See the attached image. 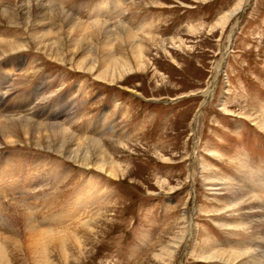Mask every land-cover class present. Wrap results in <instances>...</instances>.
<instances>
[{
	"label": "rangeland",
	"instance_id": "obj_1",
	"mask_svg": "<svg viewBox=\"0 0 264 264\" xmlns=\"http://www.w3.org/2000/svg\"><path fill=\"white\" fill-rule=\"evenodd\" d=\"M48 1L89 26L64 29L79 31L76 61L92 50L99 59L129 58L130 71L100 80L30 43L0 60V120L61 125L103 141L129 175L113 179L22 135L11 136L17 146L0 136V214L18 203L35 229L59 238L37 237L42 243L30 254L23 226L3 219L9 264H222L201 257L209 247L262 249L252 230L235 229L250 216L227 212L229 197L204 180L223 177L264 198V0ZM96 22L107 28L90 27ZM121 27L139 36L143 66L133 62L135 44ZM25 34L0 24V39ZM182 234L174 260L160 261L155 255Z\"/></svg>",
	"mask_w": 264,
	"mask_h": 264
},
{
	"label": "bare ground",
	"instance_id": "obj_2",
	"mask_svg": "<svg viewBox=\"0 0 264 264\" xmlns=\"http://www.w3.org/2000/svg\"><path fill=\"white\" fill-rule=\"evenodd\" d=\"M50 17H52L54 21V23L51 25L49 24ZM228 19L229 15L223 17L222 21L226 23ZM0 24L22 28L26 33L25 37L21 38L22 40L19 39L20 41H8L0 39V60L6 58L9 55L29 50L30 48H32L30 43H33V45L36 46L35 50H37V52L40 51L44 55L50 57L51 60L53 59V61L55 60L61 62L62 64H66L68 57H70V63H76L75 65H77L76 67L78 71L90 73H94L95 71H97L95 73H98L97 78H99L100 80L102 79L104 81H110L112 83L121 80L124 76L123 74L125 72L128 73L130 71L126 69L127 67H131V61L129 58H112V54L109 56L107 54V56H104L105 58L99 59V55L97 54L95 55V57L90 55L96 52L92 50H90L88 53L86 52V57L84 56L78 61H76L78 55L77 53L79 52V50L82 49V42L78 44V39L76 40L74 37H72L74 33L66 32L64 31V29L67 27L69 30L73 28H81L82 30L83 27L89 26L77 22L73 17L68 15L65 11H63L57 4L52 1L0 0ZM90 27L99 30H101L102 28H107L105 24L97 22L96 24ZM121 28L119 29L123 30L126 33V36L129 41L128 44H135L131 48L133 62L138 67L143 66V45L137 41V37L139 36H137V34H135L134 32L129 31L125 27L123 29ZM31 31H34V34H31ZM78 32L79 31H76L74 36H77L79 34ZM145 39L150 40L153 38L149 36ZM132 40L134 42H132ZM126 42L127 41L125 40V43ZM231 42H233V40L230 41V45H232ZM110 52V49L106 50V53L110 54ZM212 95L213 91L208 92L209 97ZM1 119L3 118L1 117ZM257 125L260 127L259 124ZM261 128L262 130H264V123L261 124V127L259 129ZM17 135H22L25 137V139L32 140L30 144L33 143V145L38 148H47V150L52 151L55 150V152L62 156H65L68 160L78 163L86 168H95L99 171L106 173L109 177H112L113 179H117L120 176H126L129 173H127L126 171L125 174L123 167L116 161L113 156L109 154L105 142L99 141L97 139H79L70 131L64 129L61 125L43 126L38 125L35 122H29L22 119H16L11 121L0 120V136L6 138L9 144H17V141L14 140L15 138L13 139L11 137ZM44 142L46 145L44 144ZM222 178L216 179L218 183H212L211 181H214L215 179L213 180L211 177H207L204 180L205 186L209 188L208 190H216L218 191V193H221L220 195H227V197H229L231 207L228 208L227 212H243L242 214H247L250 216H246L248 217V220H250L251 218V221L245 224V227L242 226L243 224H237L235 229L239 228L247 231L248 229H250V231L252 230V236L264 239V198L261 196L260 193H257L252 190L249 191L250 189H238V187L233 188L231 187L230 183H228L226 180H224V178ZM164 182L165 181H163L162 183L165 184ZM223 192L225 194H222ZM82 197L80 195V198ZM17 204H10L7 208L10 207L11 210L6 212L4 215L0 214V222L6 220L7 222L12 223V225L18 229H21L22 227H19L23 226V235L25 240L24 242L30 254H32L35 248H38L40 245L38 243L40 239H36L37 237H41L42 239V236L48 235L47 237L53 242L59 241V238H57L58 235H51L50 232H48L49 234H47L44 231L35 229L34 224L32 225L31 223L32 218H30V214L22 207H19ZM4 208L6 207L0 205L1 211ZM82 226L84 229L93 232L92 223H85ZM27 227H30L32 230L28 229L27 231ZM183 237L184 235L182 234L179 238V242H173V244L169 243V245L164 246V251L160 254H156L155 256L164 263H171L176 256V251L179 248V244L182 242ZM5 248V246L3 247L0 245V264L10 263V261H8L6 254L7 252ZM261 248L262 249L258 250L247 249L243 251H222L217 250V248L215 249L213 247H209V253H207L205 257L201 258L208 262L220 261L222 262V264H264V247Z\"/></svg>",
	"mask_w": 264,
	"mask_h": 264
},
{
	"label": "water",
	"instance_id": "obj_3",
	"mask_svg": "<svg viewBox=\"0 0 264 264\" xmlns=\"http://www.w3.org/2000/svg\"><path fill=\"white\" fill-rule=\"evenodd\" d=\"M216 83V82H215ZM207 103V102H206Z\"/></svg>",
	"mask_w": 264,
	"mask_h": 264
}]
</instances>
